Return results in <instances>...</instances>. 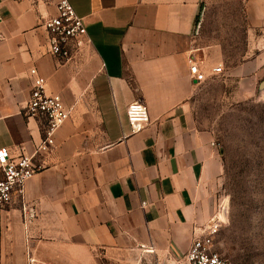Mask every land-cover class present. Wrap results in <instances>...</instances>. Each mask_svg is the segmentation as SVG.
<instances>
[{"label": "crops", "instance_id": "obj_1", "mask_svg": "<svg viewBox=\"0 0 264 264\" xmlns=\"http://www.w3.org/2000/svg\"><path fill=\"white\" fill-rule=\"evenodd\" d=\"M57 1L0 0V146L43 165L0 210V264H99L132 252L182 264L215 213L223 172L192 106L201 81L190 65L208 75L220 63L195 51L201 0H69L88 42L66 61L47 52L42 25ZM244 13L264 33V0H245ZM263 61L264 47L230 73L250 74L248 94ZM31 68L70 109L37 153L40 121L24 115ZM137 99L149 123L132 132L126 108Z\"/></svg>", "mask_w": 264, "mask_h": 264}, {"label": "rangeland", "instance_id": "obj_2", "mask_svg": "<svg viewBox=\"0 0 264 264\" xmlns=\"http://www.w3.org/2000/svg\"><path fill=\"white\" fill-rule=\"evenodd\" d=\"M244 6L245 0H201L195 51L202 59H220L214 66L222 70L199 83L192 106L197 125L214 132L222 154L223 172L212 215L219 219L214 249L235 264H264V61L254 71L253 93L247 92L250 74H230L264 47V33L247 28ZM253 35L258 43H250ZM98 260L99 264H159L152 256L133 252L99 255Z\"/></svg>", "mask_w": 264, "mask_h": 264}, {"label": "built area", "instance_id": "obj_3", "mask_svg": "<svg viewBox=\"0 0 264 264\" xmlns=\"http://www.w3.org/2000/svg\"><path fill=\"white\" fill-rule=\"evenodd\" d=\"M55 8V15L42 20L47 33V52L66 61L88 42L86 27L69 0H58ZM189 61L192 62V59ZM221 70L219 65L212 67L214 73ZM190 72L196 81L206 77L194 62L190 65ZM30 73L34 76L33 86L24 106V115L40 121L43 138L36 149L37 153L54 145L55 132L69 118L70 109L59 94L46 92L45 78L35 68H31ZM126 114L132 132L144 129L149 123L146 105L141 100L130 102ZM33 158L34 155L14 154L9 147L0 146V210L10 205L16 196L22 195L25 181L43 169V165L34 162ZM221 209L223 212L224 207ZM218 228L219 219L214 215L192 240L183 254L182 264H235L214 249L213 241Z\"/></svg>", "mask_w": 264, "mask_h": 264}]
</instances>
